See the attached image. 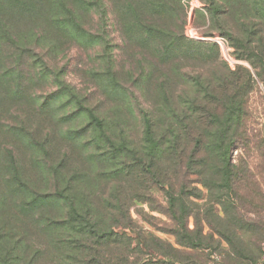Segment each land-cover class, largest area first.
Segmentation results:
<instances>
[{"label": "rangeland", "instance_id": "rangeland-1", "mask_svg": "<svg viewBox=\"0 0 264 264\" xmlns=\"http://www.w3.org/2000/svg\"><path fill=\"white\" fill-rule=\"evenodd\" d=\"M253 1L216 0L218 21L207 0H0V34L8 40L0 39V249L18 238L21 229L28 240H34L38 216H65L66 205L59 201L34 206L38 193L69 186V192H85L102 200L133 191L129 178L116 177L111 160L104 162L98 156L92 134H83L88 117L80 100L100 114L113 112L102 91L112 83L113 71L117 72L129 94L113 100L120 102L118 107L127 106L132 118L126 129L139 141L141 124L133 98L157 93L164 79L157 70L156 53L147 44L181 29L196 42L217 44L219 53L208 50L211 61L203 68L209 77L219 79L223 73L222 64L215 63L218 58L252 73L242 127L245 136L232 159L249 171L248 178L238 179L236 185L246 213L255 218L259 210L264 219V82L248 60L234 56L232 40L222 33L237 30L253 14ZM226 11L230 12L225 15L228 23L221 29L217 22H224ZM149 62L151 74L145 68ZM151 195V202L138 201L131 207L133 226L175 243V237L164 232L171 224L160 212L165 195L160 188ZM219 211L215 205L214 225L226 224L218 220ZM190 225L194 226L193 219ZM3 228L14 237H4ZM228 250L224 239L220 247L205 249L207 264H221Z\"/></svg>", "mask_w": 264, "mask_h": 264}, {"label": "trees", "instance_id": "trees-1", "mask_svg": "<svg viewBox=\"0 0 264 264\" xmlns=\"http://www.w3.org/2000/svg\"><path fill=\"white\" fill-rule=\"evenodd\" d=\"M207 1L213 18L220 21L216 0ZM253 5L255 11L237 30L222 33L232 40L234 56L248 60L264 82V0H254ZM229 11L223 23L217 22L221 29L227 26ZM1 38L8 41L5 34ZM158 38L147 46L155 51L157 70L164 79L157 93L150 92L145 99L136 94L131 101L141 124L139 141L126 129L132 118L127 106L118 107L120 102L113 100L129 94L117 72L113 71L112 83L102 91L113 112L100 114L80 100L88 117L83 134H92L98 156L104 162L111 160V172L122 180L129 178L133 191L102 200L85 192H69V186L38 193L34 206L59 201L66 205L65 216H38L31 241L26 230H18V238L0 249V264H207L205 249L220 247L222 239L229 250L221 264H264V219L259 210L255 211L258 218L246 213L236 185L238 179L248 178L249 171L232 159L245 136L242 127L252 73L218 58L215 63L222 64L223 73L219 79L209 77L203 68L211 61L208 50L219 53L216 43L196 42L182 29ZM145 68L152 73L150 62ZM53 169L58 171L59 166ZM155 188L165 195L160 212L171 224L164 232L173 235L175 243L133 226L131 207L138 201L151 202ZM215 205L220 207L218 220L226 224L214 225ZM1 233L12 236L8 228Z\"/></svg>", "mask_w": 264, "mask_h": 264}]
</instances>
